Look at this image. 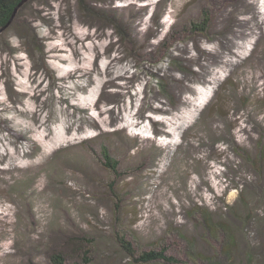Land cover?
Returning a JSON list of instances; mask_svg holds the SVG:
<instances>
[{"label": "rangeland", "instance_id": "1", "mask_svg": "<svg viewBox=\"0 0 264 264\" xmlns=\"http://www.w3.org/2000/svg\"><path fill=\"white\" fill-rule=\"evenodd\" d=\"M110 1L111 8L124 4V0H23L11 25L0 32V99L20 108L18 101L26 99L20 96L24 90L20 73L26 74L28 68L34 67L42 82L39 98L25 101L31 106L29 113L20 112L15 124L0 117V264H51V255L57 252L67 255L65 264H73L64 237L74 235L96 239L89 264H131L116 245L114 231L123 232L136 251L164 246L168 255L184 264H205L191 260L196 254L224 261L228 234H233L241 264H249L247 254L251 264H264V25L258 37L246 40L235 28L230 43L215 33L218 39L213 44L220 43L224 51L200 50V63H195L174 50L175 45L204 42L213 35L207 34L212 16L227 7L235 19L244 11L251 16L249 2L205 0L194 9L198 0H153L157 6L146 17L155 28L159 23L165 26L145 52L133 41L126 14L109 9ZM257 7L256 13L264 15V0ZM42 8L51 10L52 20L39 14ZM73 23L74 29L83 26L90 34H112L113 47L106 53L101 48L106 55L100 63L116 58L109 71L126 86L124 94L112 95L116 89L111 87L102 91L95 75L87 95L72 96L70 88L58 90L63 83L59 77L72 64L58 61L51 66L38 35L56 28L60 39L44 43L63 44ZM250 25V30H257ZM91 40L109 43L105 37L100 43ZM91 40L63 46L69 59L77 48L80 58L87 59L83 65L91 67L100 51ZM228 49L236 56H227ZM171 74L186 79L176 82ZM64 81L71 86L76 80ZM88 81H81L83 87ZM158 98L174 110L166 125L158 123L165 117L148 105ZM95 101L103 103L100 110L115 111L114 117L105 114L107 124L98 127L92 126L99 112L92 109ZM119 105L125 111L120 112ZM66 107L75 138L59 140L61 109ZM135 113L144 116L138 127L129 125L137 123L131 117ZM41 124L53 141L37 133L36 125ZM133 136L147 141L141 156L143 146ZM105 150L116 163L115 170L107 167ZM88 164L98 168L88 175L91 179L85 175ZM113 196L120 223L114 222ZM205 211L222 230L207 228Z\"/></svg>", "mask_w": 264, "mask_h": 264}, {"label": "bare ground", "instance_id": "2", "mask_svg": "<svg viewBox=\"0 0 264 264\" xmlns=\"http://www.w3.org/2000/svg\"><path fill=\"white\" fill-rule=\"evenodd\" d=\"M138 1L143 2V4L137 5ZM244 1L249 2V4H251V8L253 9V11L249 13V15H251V16H247V12L244 11L241 14V17L239 16L237 19H235V18H233L234 15H232L230 13L231 11H229L230 9H227L228 8L227 7V8H225L224 11L219 12L216 15L212 16V19L210 22V27L208 30L210 32L207 33L208 35H210V33L213 34L212 36L206 37L204 42H201V40H195V42H192L193 45L185 44L184 47H180V45H175L174 50H178L179 52L180 51L183 52V55L185 54L184 57L185 58L188 57L187 58L188 60L195 62V63H197V62L200 63V60H201L200 59V53H201L200 50H202L204 52L208 51L209 53H215V54L219 53L220 50L224 51L223 50L224 48H222L224 46H220V43H216V46H215V44H213L218 39L217 37L214 36L215 33H221L220 35H224V38L226 40H228L227 41L228 43L234 41L231 37L236 36V34L234 33V32H236L235 28H240L238 31V36L241 39L245 38L244 40H246V39H249L251 37H256V36L258 37L260 35V33H262V32H260V30L263 31L262 26L264 25V15H262L260 13L259 14L256 13V11H258L257 10V8H258L257 3L259 0H244ZM111 2L112 1L108 2V6L112 4ZM157 2L159 3L160 1H157ZM204 2H205V0H198L194 9L196 8V6L198 7L200 4L203 6ZM156 4L157 3L154 2L153 0H124V4L120 7H116V8H113V7L111 8V6L108 7L109 9H112L113 12H115V13L119 12L120 15H121V13L126 14L127 22L132 29V39H133V41H135L137 48L139 50L144 49L143 51H145V52H148V50H146L147 47L151 48L154 46L155 43H153L151 39H155V38L158 39L159 35L162 33L161 29H164V26H165L164 23H159L157 25L158 28H155L151 18L146 17L148 11L150 9H154V7L157 6ZM245 7H247V5ZM45 9L44 8L39 9L38 10L39 14L45 18H48L49 20H52L53 14L51 13V10L46 12L47 10H45ZM44 11L46 12V16L43 15ZM250 24H253L254 28H257V30H252V29L250 30V28H249L251 26ZM74 25L75 24L73 23L70 26L71 34L69 33V35H65V34L63 35V37H64L63 42H65L63 44L47 45L44 43V40L60 39V37H58V35L56 33V28H50L48 33H44V34L41 33L38 35V40L40 42V45H41V47H43L42 48L43 49V56L52 59V60H50L51 66H53V67L57 66L56 64L58 61L61 62L62 64H66V65L68 63L72 64L70 66V68L67 69L66 71H63L64 69L62 70L61 67L58 65L57 68H60L63 71L61 74V77H59V79H61L63 81V83L61 86H59V87L57 86L58 90L64 91L65 89L70 88L74 92V93H71L72 96H74L75 94L78 95L77 93H79V92L87 95L89 93V89H90L89 87L94 85L96 82V81H94V80H96V79H94V75H95L96 78L99 79V81H101L102 91L107 89L108 87H111L113 89H116V90H113L111 92L112 95L120 96V95L124 94L122 90L126 86L119 84L118 83L119 77H114L112 74V71H109L110 68L112 67V65L114 64L116 58L110 59V57H108L109 60L105 58L106 61L100 63V61H101L100 58L105 56L106 55L105 53L108 52V50H106V49H110L111 47H113L114 42L111 41L112 40V34H109L107 32L100 33V34L95 32V34H90L89 31L85 32V29L83 28V26H79L78 28L74 29V27L77 26V25H75V26ZM32 26L35 28V30H37L39 27V26H34L33 23H32ZM258 29H260V30L258 31ZM53 37H55V38H53ZM100 37L107 38V40H109V43L101 44L100 40H99ZM70 39H72L73 41L77 40V42L75 43V42L71 41ZM86 39H89V40L95 39L97 42L100 43V44H97L91 40L93 43V48L95 46L96 51H98V49L100 50L96 53V58H94V63L91 65V67H88L87 64L83 65V63H85L87 59L83 58V60H82L80 58L81 53L79 52V50L77 48H74L75 57L69 59V56H67V51L64 50V47H63V46H69V45H74V47H76L78 45V43H80ZM187 39L190 40L189 37ZM211 43L213 44V47L208 48L206 46V44H211ZM82 45H83V42H82ZM83 48H85V46H83ZM101 48L104 49L105 53L101 52ZM17 50H20V49H17ZM193 51H195L196 53H194ZM62 54H64V55L66 54V55L64 56ZM225 54L227 56H230V55L236 56V53L233 52L231 49H228ZM180 55H181V53H180ZM97 58L100 59V60H98V62H96ZM19 60L21 61V60H23V58L22 59L20 58ZM22 65L23 66H21V67L23 68L25 63H22ZM202 67H203V65H202ZM204 67H205L204 69H209V67H207V66H204ZM34 69H35L34 67H31L30 69L28 68V71H26V74L20 73V76L23 79V84H21V86L24 89L23 91H21L20 96H22V98H26V99H29L31 101H33V99L37 100V98H39V95H38L39 90L38 89H40L42 87V82L37 78L38 75ZM169 70L165 71V76L166 75L168 76ZM197 75H198L197 73L194 74L195 77ZM198 77L196 79H198ZM171 78L173 80H175L176 82H181V81H183L184 77L183 76L178 77L176 74H171ZM65 79H71V80H76V81L73 83V85L68 86V85H66V82L64 81ZM86 79H89V81L87 82L88 85H87V87H83V83L81 81L84 82V81H86ZM184 79H186V78H184ZM203 79H206V78H203ZM206 84H210V82L207 81ZM174 88H175V90L177 89V87H174ZM128 93L129 92H127V94ZM161 95H163V94H161ZM26 99L22 100L21 102L18 101L20 108H18L15 105H8L5 102L6 100L0 99V107H2V111H0V117L3 119H7V121L8 120L12 121L14 123L16 121L15 119L18 118V116L22 115L20 112L29 113L28 107L31 108V106L29 103H25ZM100 104L103 105V103L101 101H95V103L92 106V109H97L99 111L97 113V116H96V118H97L95 120L96 122L92 123L93 127H98L99 123L107 124L102 119V117L105 114L110 113L111 116H113V117L115 116L114 109L109 108V109L100 110L98 108L100 106ZM117 104H119V103H117ZM144 104H145V102L143 103V105ZM188 104H189V102H188ZM72 105L76 106V107H81L83 110H85V108L82 107L80 103H72ZM148 105L157 114H160V115L165 117V118H162L158 122L162 125H166V122L168 121V117L173 115L172 111H174V110L170 109V107H168L165 103L160 101L159 98L157 100L154 99V101H151V103H149ZM182 105L183 106L187 105V102L184 99H183ZM66 108L67 109H61V113H64V120L62 121L61 131H60L58 137H56V139H59V140H63V139H67V138H75V136H74L75 134H73V128L74 127H73V124L70 122V117H68V115L65 116V113H68V107H66ZM120 109L121 108L119 105V111H120ZM122 111H125V109H123ZM122 111H120V112H122ZM9 113H13V117L12 116L7 117V114H9ZM131 117L133 120H137V123L134 121L130 122L129 125H131V126L138 127L142 124V122H144V116H139L138 113L133 114ZM114 119L118 120L120 122V120L118 118H114ZM122 120H124V117L122 118ZM36 131L44 139L49 140V141L50 140L53 141V139H50V136L46 135L45 131L42 129V124L36 125ZM118 131H120V130H118ZM162 132L165 133V131H162ZM185 134H186V131L184 132V134L181 135L182 141L186 136ZM197 137H198V139L199 138L203 139V138H201L200 134H198ZM133 138L141 141L140 144L143 146V149L141 152H139L140 154H138V155L139 156L143 155L144 150L146 149L144 146H147V145H145V143L147 141L142 140L138 137H134V136H133ZM146 140H148V139H146ZM158 146L166 147V146H162V145H158ZM68 147H70V146H68ZM179 147H180V143L175 145V149H173V151L177 152L180 149ZM166 148L171 150V148H169V147H166ZM76 159H78V158H76ZM135 160H136V158H133L132 162ZM77 164L80 165L79 160H77ZM86 167H87L86 171H88V173L85 174L86 178L91 179L88 177L93 176L95 173L94 171L97 172L98 168H95L93 166V164H88Z\"/></svg>", "mask_w": 264, "mask_h": 264}, {"label": "trees", "instance_id": "3", "mask_svg": "<svg viewBox=\"0 0 264 264\" xmlns=\"http://www.w3.org/2000/svg\"><path fill=\"white\" fill-rule=\"evenodd\" d=\"M23 0H0V32L7 29L15 15L19 12L22 6ZM103 157L106 161V165L109 169L115 170L116 163L112 160L108 151H103ZM114 197V222H121V218L117 214L119 211L117 203H115ZM205 218V224L208 229L217 233L218 230H222V225L220 223H214L212 220L211 213L205 211L203 212ZM113 238L118 246V248L123 252L129 259L131 264H184L179 259L168 255L166 247L162 246L159 249H150L148 251H136L132 243L125 238L123 232L114 231ZM64 241L68 246V255L74 261L73 264H89L90 255L96 249V239L93 236L82 235V236H72L70 238L64 237ZM225 260H217L215 257H205L203 255L196 254L194 259L191 258L193 262L199 260L203 261L205 264H241L237 260L239 249L238 243L233 234H228V241L226 243L225 249L223 250ZM67 257V255H66ZM66 257L62 252H57L51 255V264H65ZM217 260V261H216ZM246 260L251 264L252 259L250 254H247Z\"/></svg>", "mask_w": 264, "mask_h": 264}]
</instances>
